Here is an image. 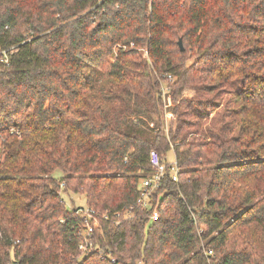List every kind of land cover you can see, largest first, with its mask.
Instances as JSON below:
<instances>
[{
  "label": "trees",
  "instance_id": "1",
  "mask_svg": "<svg viewBox=\"0 0 264 264\" xmlns=\"http://www.w3.org/2000/svg\"><path fill=\"white\" fill-rule=\"evenodd\" d=\"M141 263L264 264V0H0V264Z\"/></svg>",
  "mask_w": 264,
  "mask_h": 264
},
{
  "label": "built area",
  "instance_id": "2",
  "mask_svg": "<svg viewBox=\"0 0 264 264\" xmlns=\"http://www.w3.org/2000/svg\"><path fill=\"white\" fill-rule=\"evenodd\" d=\"M171 78L172 77L169 76L168 80L170 81ZM150 165L152 167V173L144 177L136 205L131 206L129 209L116 212L113 216V224L119 225L123 220L134 218L136 216V209L146 211L153 207L155 193L161 187L162 182L167 175V165L157 151L151 152ZM171 167L173 178L174 180H177L179 173L177 164L173 163L171 164ZM76 215L83 222V228L80 233L82 241L79 245V249L82 252V255L85 256L98 250L94 241L95 235L102 231L101 222L110 221L112 217L109 211L101 212L88 206L77 208ZM150 220H159V212L157 210L153 211ZM99 254H101V252H99ZM209 254H212V251H210ZM112 262L115 263V260H112Z\"/></svg>",
  "mask_w": 264,
  "mask_h": 264
},
{
  "label": "rangeland",
  "instance_id": "3",
  "mask_svg": "<svg viewBox=\"0 0 264 264\" xmlns=\"http://www.w3.org/2000/svg\"><path fill=\"white\" fill-rule=\"evenodd\" d=\"M182 41V44L185 48V45H184V42L182 39L179 40V42ZM178 42V44H179ZM114 58H110V61H113ZM191 62H194V58L191 59L190 63ZM169 81V80H168ZM171 82H174V78H171L170 80ZM163 85V98H164V101H166V95L170 92V88H169V84L164 81L162 83ZM192 94V91L190 92H187V95H190ZM166 106V104H165ZM164 106L163 108V117H162V125L165 129V131L167 132V135H168V131L169 130V125L172 121V113L171 111L169 110H166V107ZM165 163L166 165L167 164H173V163H176V156H175V153L174 151H171L169 152L166 156H165ZM55 177L57 178H62L63 177V173H61V171H56L55 174H54ZM62 197L64 198L65 202H66V205H67V208L69 210H73V209H77L79 207H84V206H87L86 205V197L85 195H82V194H74V193H71V192H64L62 194Z\"/></svg>",
  "mask_w": 264,
  "mask_h": 264
},
{
  "label": "water",
  "instance_id": "4",
  "mask_svg": "<svg viewBox=\"0 0 264 264\" xmlns=\"http://www.w3.org/2000/svg\"><path fill=\"white\" fill-rule=\"evenodd\" d=\"M179 46H180L181 51L183 52L185 49H184V46L182 44V41L179 42Z\"/></svg>",
  "mask_w": 264,
  "mask_h": 264
}]
</instances>
